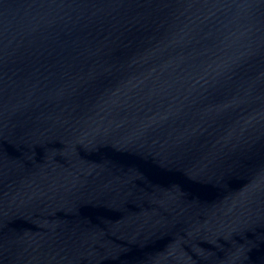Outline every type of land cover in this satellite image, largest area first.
I'll return each mask as SVG.
<instances>
[{
	"label": "water",
	"instance_id": "water-1",
	"mask_svg": "<svg viewBox=\"0 0 264 264\" xmlns=\"http://www.w3.org/2000/svg\"><path fill=\"white\" fill-rule=\"evenodd\" d=\"M0 264H264V0H0Z\"/></svg>",
	"mask_w": 264,
	"mask_h": 264
}]
</instances>
